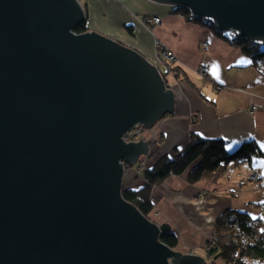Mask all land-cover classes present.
Returning <instances> with one entry per match:
<instances>
[{"label":"water","instance_id":"obj_1","mask_svg":"<svg viewBox=\"0 0 264 264\" xmlns=\"http://www.w3.org/2000/svg\"><path fill=\"white\" fill-rule=\"evenodd\" d=\"M264 43V0H150ZM78 0H0V264H205L160 242L123 201L125 145L173 112V92L137 51L74 35Z\"/></svg>","mask_w":264,"mask_h":264},{"label":"crops","instance_id":"obj_2","mask_svg":"<svg viewBox=\"0 0 264 264\" xmlns=\"http://www.w3.org/2000/svg\"><path fill=\"white\" fill-rule=\"evenodd\" d=\"M79 3L89 31L121 41L157 68L160 62L155 43L175 56L172 65L177 68V76L173 72L167 74L169 87L164 82L173 92V112L150 128L156 132L157 142L149 141L152 131L136 139L148 145L145 168H151L162 156L182 154L190 134L222 140L230 152L253 141L264 156V69L254 67L237 47L218 38L210 29L173 14L174 7L169 4L150 0ZM155 17L160 19L159 25L147 23ZM128 26H132L131 33ZM203 44L209 46L208 51L202 50ZM200 67L207 69L206 75L198 73ZM251 108L255 111L251 112ZM142 156L138 157L135 169L126 162L123 189L135 190L146 185L139 172ZM238 165L242 164L235 167ZM243 165H249L245 170L239 168L243 169L240 172L244 179L256 173V184L249 182L240 187L243 178H238L237 183L225 178L229 172L226 164L215 173H205L193 185L186 181L187 171L152 189L153 223L170 226L183 254H194V249L203 248L212 236L213 221L228 209L264 221V158Z\"/></svg>","mask_w":264,"mask_h":264},{"label":"trees","instance_id":"obj_3","mask_svg":"<svg viewBox=\"0 0 264 264\" xmlns=\"http://www.w3.org/2000/svg\"><path fill=\"white\" fill-rule=\"evenodd\" d=\"M181 15L187 22L201 24L210 29L218 38L237 47L246 55L252 65L259 70L264 69V43L250 41L245 38H228L219 31L210 19L192 17L188 9L176 7L172 11ZM85 16V14H84ZM131 33L132 26L126 27ZM73 31L82 34L89 31L87 17ZM170 72L177 76V68L170 65ZM167 74V73H166ZM162 76V75H160ZM165 81V76H162ZM189 142L182 154L175 153L172 157L162 156L151 168H139L146 185L139 189L121 190L124 202L133 206L140 216L149 219L153 211L151 191L160 186L171 176H181L188 171L186 181L193 185L205 173H215L221 165L233 162L236 164L252 163L255 159L264 158L259 147L253 141H246L234 151H228L224 141L209 140L190 134ZM150 220V219H149ZM214 237L205 245L206 255L212 264H264V221L252 219L242 211L228 209L213 222ZM160 242L174 250L178 244L177 235L171 230L160 235Z\"/></svg>","mask_w":264,"mask_h":264},{"label":"built area","instance_id":"obj_4","mask_svg":"<svg viewBox=\"0 0 264 264\" xmlns=\"http://www.w3.org/2000/svg\"><path fill=\"white\" fill-rule=\"evenodd\" d=\"M79 1V0H78ZM174 7V6H173ZM177 7V6H176ZM174 7V8H176ZM189 11V10H188ZM190 15L192 17L193 14L191 13L190 11ZM181 16V15H180ZM182 17V16H181ZM203 20H207V19H203ZM147 23L149 24H152L154 26L156 25H159L160 24V19L158 17H155V18H150L147 20ZM223 32V31H222ZM72 34L74 35H78L76 34L74 31H71ZM228 38H235V37H238V33L234 30H231V31H225L223 32ZM156 45V55L158 57V60H159V66L163 67L165 73L169 74L170 73V65L173 64L175 62V56L169 52V51H166L164 48H162L160 46V44L155 43ZM202 50L203 51H208L209 50V46L207 44H203L202 46ZM206 72H207V69L205 67H200L199 69V74L201 75H206ZM217 90H221V87H217ZM255 111V108H251V112H254ZM150 131H152L151 129L148 130L147 128H145L143 125L139 124V125H135L133 126L132 130H130L129 133H126L125 135L129 134V136H134L133 138L135 139H139V137H143L145 134H148ZM125 135L122 137V142L124 144H129V142H131L132 140L129 139V141L127 139H125ZM149 141H153V142H157L158 141V137H157V134L155 131H152L151 133H149ZM119 163H121V165L123 166V169L126 168L127 166V163H124L123 161H119ZM146 159H141L140 160V169L141 168H145L146 166ZM249 180L248 181H245L244 183H248L249 181H254V182H257L258 181V178H257V175L255 173H251V175L249 176L248 178ZM243 183V184H244ZM242 184V185H243Z\"/></svg>","mask_w":264,"mask_h":264},{"label":"rangeland","instance_id":"obj_5","mask_svg":"<svg viewBox=\"0 0 264 264\" xmlns=\"http://www.w3.org/2000/svg\"><path fill=\"white\" fill-rule=\"evenodd\" d=\"M79 2H81V3H84V0H79ZM87 32H91V31H87ZM101 36H104V35H101ZM107 37V36H106ZM110 39V38H109ZM113 41H116V42H118L119 44H121L122 46H126V44L124 45V43H122L121 41H119V40H117V39H114ZM126 47H128V48H130L129 46H126ZM130 49H132V48H130ZM174 64V63H173ZM159 69V72H160V75H162V76H165V81L164 82H166V85L169 87V85H168V83L170 82L169 81V77L167 76V74L165 73V71H164V69H163V67H159L158 68ZM199 73V72H198ZM202 78H204V77H202ZM204 80V79H203ZM171 88V87H170ZM142 159V158H141ZM228 166H227V169H228V174L227 175H225V178L226 177H228L230 180H232L234 183H237V181L239 180V179H241V178H243L242 180H240L239 181V186L240 187H245L249 182L250 183H255L256 184V182H252V181H249L248 183H244L245 181H248L249 179V176L251 175V174H248V176L244 179V177L245 176H243V174H241V170H243V169H239V168H241V167H244V170L246 169V167H248L249 165H238L237 167H235V164L233 163V162H231V163H228L227 164ZM130 166L131 167H133L134 169H135V167L137 166V164L136 165H133L132 163L130 164ZM129 166V167H130ZM127 167V166H126ZM125 170H126V168H124V172H125ZM124 174V173H123ZM124 176V175H123ZM239 178V179H238ZM244 183V184H243ZM243 184V185H242ZM236 190V189H235ZM180 197H178V199H179ZM153 213V211L150 213V214H152ZM149 214V219H150V221H152V223H153V220H152V218H151V215ZM156 215V214H155ZM215 221V220H214ZM213 221V222H214ZM155 222V221H154ZM156 223V222H155ZM214 237V234H213V227H212V236L210 237V240L212 239ZM209 241V240H208ZM206 246V245H205ZM205 246L203 247V248H201V247H198L197 249H194L193 250V255H195L196 254V256H202L203 258H204V260H205V264H212L211 263V261H208L209 260V258H208V256L206 255V251H205ZM175 252L176 251H178V252H181L182 253V251H184V250H182V249H180L179 250V247H176L175 248V250H174ZM183 254V253H182ZM188 254H190V253H188ZM214 264H222L221 262L219 263V262H217V263H214Z\"/></svg>","mask_w":264,"mask_h":264},{"label":"bare ground","instance_id":"obj_6","mask_svg":"<svg viewBox=\"0 0 264 264\" xmlns=\"http://www.w3.org/2000/svg\"><path fill=\"white\" fill-rule=\"evenodd\" d=\"M159 68V67H158ZM157 68V69H158ZM159 70V69H158ZM160 73V72H159ZM170 73H172V72H170ZM163 79V78H162ZM132 128L133 127H131L130 129H128V131L127 132H125V133H123L121 136H120V140L122 139V137L126 134V133H129L130 132V130H132ZM134 136H129V134H127V135H125V139H127L128 141H129V139L130 140H132L131 142H129V143H132V144H136V143H139V142H137L138 140H136L135 138H133ZM121 142H122V140H121ZM125 145H129V144H125ZM146 156H148L147 154H145L144 156H142V159H146ZM124 163H125V161L124 160H122ZM256 174V173H255ZM257 175V174H256ZM149 220V219H148ZM150 221V220H149ZM151 223H152V221H151ZM154 224V223H153ZM157 225V224H156ZM160 226V225H159ZM175 250V249H174ZM173 250V251H174ZM175 252V251H174ZM178 251H176V253H177ZM180 253V252H179ZM182 254V253H181ZM191 254V253H190ZM182 255H185V254H182Z\"/></svg>","mask_w":264,"mask_h":264}]
</instances>
